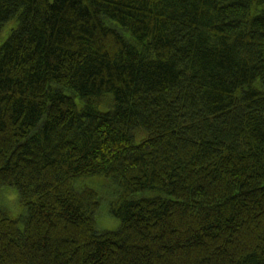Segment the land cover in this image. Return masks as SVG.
Returning <instances> with one entry per match:
<instances>
[{"label": "trees", "instance_id": "1", "mask_svg": "<svg viewBox=\"0 0 264 264\" xmlns=\"http://www.w3.org/2000/svg\"><path fill=\"white\" fill-rule=\"evenodd\" d=\"M10 187L0 264H264V0H0Z\"/></svg>", "mask_w": 264, "mask_h": 264}, {"label": "rangeland", "instance_id": "2", "mask_svg": "<svg viewBox=\"0 0 264 264\" xmlns=\"http://www.w3.org/2000/svg\"><path fill=\"white\" fill-rule=\"evenodd\" d=\"M0 200L4 206L9 209V213L12 217L20 218L21 215L24 214V207L19 202L17 190L14 187L3 188L0 192ZM96 225L98 229L101 230H114L117 227L118 222L110 213L102 211L98 219H96Z\"/></svg>", "mask_w": 264, "mask_h": 264}]
</instances>
